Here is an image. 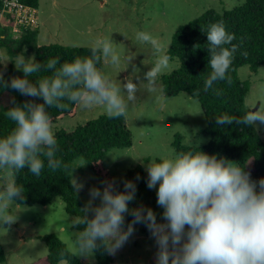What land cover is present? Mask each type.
<instances>
[{
  "label": "clouds",
  "instance_id": "9594fccd",
  "mask_svg": "<svg viewBox=\"0 0 264 264\" xmlns=\"http://www.w3.org/2000/svg\"><path fill=\"white\" fill-rule=\"evenodd\" d=\"M204 32L211 72L203 81L202 91L212 90L219 95L214 85L218 81L232 83L229 71L238 46L223 22L209 25ZM136 40L150 46L152 55L157 57L144 73L146 82L139 85L131 77L126 83H114L97 67L101 62L114 68L120 65L117 43L111 36L91 44V59L76 58L61 64L59 58L43 63L35 57L26 58L23 52L16 55L12 60L23 76L6 80L0 72V90L12 88L25 96L40 97L43 103L26 101L4 111L15 127L0 138V170L19 173L27 169L39 177L45 166L53 172L62 167L47 112L53 106L63 109L66 105L61 101L83 109L99 105L109 118H119L126 114L141 86L150 95L158 94L155 82L159 74L169 70L170 58L161 54L160 45L150 33L140 31ZM133 69L134 73L139 72L134 65ZM41 72H51V76L29 80ZM198 94L195 91L193 96ZM234 120L245 125H264V107L260 104L256 111L240 117H216L218 125ZM192 143L195 149L150 161L146 168L147 187L156 189L163 223L157 222L151 208L129 207L136 194L133 181H124V191L116 190L114 181L106 182L103 190L92 187L90 199L81 209L82 217L72 220L71 227L77 229L73 232L74 256L92 257L100 249L115 254L132 235L133 226L144 223L158 247L156 264H264V178L253 180L245 165L200 150L199 141ZM70 183L74 192L83 187L73 178ZM97 198L100 203L93 206ZM17 199H25L23 186L11 180L0 185V229L17 220L10 211L21 205ZM126 214L132 216L127 228Z\"/></svg>",
  "mask_w": 264,
  "mask_h": 264
},
{
  "label": "rangeland",
  "instance_id": "374dc122",
  "mask_svg": "<svg viewBox=\"0 0 264 264\" xmlns=\"http://www.w3.org/2000/svg\"><path fill=\"white\" fill-rule=\"evenodd\" d=\"M244 3L245 0H39V34L34 42L24 47L23 53L26 58L35 57V49L48 44L90 48L96 39L111 36L117 43L121 62L118 68L103 62L102 73L117 84L119 81L126 83L131 77L139 85L146 82L144 73L157 57L152 55L150 46L136 40L138 32L150 33L160 45L161 54L167 55L179 27L209 10L223 14ZM12 59L7 49L0 46V72L3 75L7 67L14 65ZM169 63V70L156 79L158 94L150 95L141 86L124 115L132 134L131 147L111 149L94 172L87 169L82 158L74 161L72 178L83 185L77 194L85 204L90 199L92 187L103 190L106 182L120 180L136 166L141 165L146 171L150 161L158 162L161 157L174 156L176 152L172 144L176 134H181L183 144L188 146H196L192 141H199V146L210 142V136L203 133L206 118L199 101L184 93L173 98L163 95L161 78L180 68L177 60ZM133 65L139 72L134 73ZM239 78L251 84L246 97L248 110L256 111L260 104L264 107V65L257 74L251 73L248 66L241 67ZM101 115H106L102 106L83 109L78 105L76 115L53 123L52 128L55 135L62 130L72 132ZM254 127L264 142V125L257 123ZM251 178L259 180L254 176ZM99 203L97 198L93 206ZM10 211L17 215V220L0 229L5 264H36L44 259L48 255L44 237L48 235L60 239L74 255L73 232L77 229L71 224L78 218L66 213L60 198L46 207L16 205ZM143 228L142 224L134 226L127 242L111 255L113 264H156L158 247L154 237L142 233ZM76 258L82 264H96L95 255ZM60 264L69 263L62 261Z\"/></svg>",
  "mask_w": 264,
  "mask_h": 264
},
{
  "label": "trees",
  "instance_id": "16d2710c",
  "mask_svg": "<svg viewBox=\"0 0 264 264\" xmlns=\"http://www.w3.org/2000/svg\"><path fill=\"white\" fill-rule=\"evenodd\" d=\"M33 7H39V0H22ZM223 22L227 30L235 36L233 41L238 46L235 58L231 65L229 75L232 83L218 81L214 87L220 94L216 95L212 90L207 93L202 91L203 81L211 72L209 51L207 49V31L209 25ZM39 30L29 31L21 40L11 38L7 28L0 31V46L5 47L11 58L23 52L35 41ZM244 53L247 55L245 56ZM170 60H177L180 68L161 78L163 95L166 98L177 97L180 94L189 95L199 101L206 118V128L203 133L210 136V142L205 146H199L200 150L224 157L229 161L246 166L251 176L264 178V142L252 125L236 123L217 124L216 117H240L250 112L246 106V97L250 90V81H242L239 78V69L248 66L251 73L257 74L259 68L264 65V0H245V3L232 11L223 14L215 10H209L197 19H194L178 28L172 37L171 46L167 52ZM59 58L58 63L72 62L76 58L91 59L90 48H72L59 44L42 45L35 49V59L46 63L50 59ZM59 64L57 65V68ZM97 67L102 71L103 62ZM23 73L16 70L11 64L4 74L6 80L13 77H22ZM51 72L33 74L29 80L50 77ZM198 91L196 96L194 92ZM26 101L43 103L40 97L22 95L15 89L4 88L0 90V138L11 133L14 123L4 116V111ZM66 106L63 109L51 107L47 112L51 124L76 115L78 104L61 101ZM59 145L57 158L62 161V167L51 171L45 166L39 177L33 176L27 169L14 173L10 169L0 170V182L2 184L11 180L23 186L25 199H17L22 206L32 207L40 205L46 207L54 199L60 198L68 215L75 218L82 217L81 209L85 203L79 199L77 192L71 187L74 161L82 158L85 166L90 171H95L97 165L103 163L107 153L113 148H129L132 145V134L126 126L125 116L109 118L101 115L97 119L77 127L74 131L62 130L56 135ZM176 154L193 150L196 146L183 144V136L175 135L172 144ZM148 161V159H146ZM9 171V172H8ZM10 173V174H9ZM139 177V178H137ZM131 180L136 184V194L133 201L129 202L130 208H151L156 214L157 222L163 223V209L156 203V191L147 187V172L139 165L129 171L120 180H114L115 188L124 191L123 183ZM1 184V185H2ZM91 213L89 217L91 218ZM132 220L130 214L125 215L126 228ZM142 233L151 236L149 229L144 223ZM138 225V224H136ZM134 225V226H136ZM133 226V227H134ZM82 228V226H78ZM48 249V255L36 264H60L66 261L69 264H82L74 256L67 246L56 236L44 237ZM64 255L61 256L60 253ZM96 264H113V258L104 249L95 253ZM6 263L5 249L0 239V264Z\"/></svg>",
  "mask_w": 264,
  "mask_h": 264
},
{
  "label": "built area",
  "instance_id": "2783aa9c",
  "mask_svg": "<svg viewBox=\"0 0 264 264\" xmlns=\"http://www.w3.org/2000/svg\"><path fill=\"white\" fill-rule=\"evenodd\" d=\"M39 9L22 0H0V31L7 28L11 38L19 41L29 31L39 29Z\"/></svg>",
  "mask_w": 264,
  "mask_h": 264
},
{
  "label": "crops",
  "instance_id": "0c3cea01",
  "mask_svg": "<svg viewBox=\"0 0 264 264\" xmlns=\"http://www.w3.org/2000/svg\"><path fill=\"white\" fill-rule=\"evenodd\" d=\"M152 236V235H151Z\"/></svg>",
  "mask_w": 264,
  "mask_h": 264
}]
</instances>
